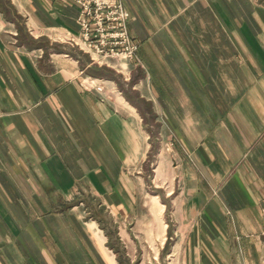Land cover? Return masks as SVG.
<instances>
[{"label":"crops","instance_id":"obj_1","mask_svg":"<svg viewBox=\"0 0 264 264\" xmlns=\"http://www.w3.org/2000/svg\"><path fill=\"white\" fill-rule=\"evenodd\" d=\"M122 2L119 68L70 47V0H0V264L131 257L147 128L174 148L167 263L264 264V0Z\"/></svg>","mask_w":264,"mask_h":264},{"label":"rangeland","instance_id":"obj_2","mask_svg":"<svg viewBox=\"0 0 264 264\" xmlns=\"http://www.w3.org/2000/svg\"><path fill=\"white\" fill-rule=\"evenodd\" d=\"M70 47L76 49L84 56H87L78 48L73 46ZM136 61L137 60L133 62ZM109 62L111 63V61ZM104 66L106 65H103V67ZM119 68H122L120 64ZM107 69L109 71H106V73L114 76L115 81L116 79L121 80V78L124 77L122 73H118L114 69ZM87 76L93 78L91 75ZM84 78L85 76L81 78L79 83H81ZM119 80L115 82V94H118L116 88H119ZM144 131L147 134V155L139 173L141 174L140 183L142 186V192L139 198L145 203L151 213L142 215L145 217L146 223L135 233V237L137 238H134L135 240L133 239L134 242L131 243L128 241L132 246L133 255L131 257L119 255L120 264H168L166 258V251L168 249L167 244L171 243L173 238V235H170V231H166V228L167 225L171 228L170 214L172 196L169 197L168 193L173 189L172 156L174 148L172 151V145L166 144L165 136L160 130L147 128ZM153 201L159 206H163L161 214L157 215L152 213L151 203ZM117 243L118 242H112L113 245L115 244L116 247H118Z\"/></svg>","mask_w":264,"mask_h":264},{"label":"built area","instance_id":"obj_3","mask_svg":"<svg viewBox=\"0 0 264 264\" xmlns=\"http://www.w3.org/2000/svg\"><path fill=\"white\" fill-rule=\"evenodd\" d=\"M77 7L78 32L68 42L88 55L91 63L107 65L109 61L119 64L137 60L138 43L128 33L129 12L122 0H70ZM84 90L97 93L105 91L97 79L85 77L81 83ZM261 220L264 225V196L261 200Z\"/></svg>","mask_w":264,"mask_h":264}]
</instances>
